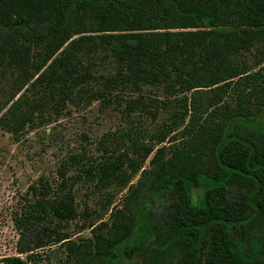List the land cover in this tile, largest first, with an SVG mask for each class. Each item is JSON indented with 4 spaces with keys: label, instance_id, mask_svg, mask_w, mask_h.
Listing matches in <instances>:
<instances>
[{
    "label": "trees",
    "instance_id": "16d2710c",
    "mask_svg": "<svg viewBox=\"0 0 264 264\" xmlns=\"http://www.w3.org/2000/svg\"><path fill=\"white\" fill-rule=\"evenodd\" d=\"M8 70L18 91L28 85L0 118L14 136L78 99L125 98L156 118L167 109L154 136L175 147L121 133L139 160L116 140L86 165L96 188L128 191L78 241L63 164L56 189L32 187L16 218L18 256L0 264H38L36 251L53 246L60 264H122L132 253L137 264H264V130L246 124L264 110V0H0V76Z\"/></svg>",
    "mask_w": 264,
    "mask_h": 264
},
{
    "label": "rangeland",
    "instance_id": "374dc122",
    "mask_svg": "<svg viewBox=\"0 0 264 264\" xmlns=\"http://www.w3.org/2000/svg\"><path fill=\"white\" fill-rule=\"evenodd\" d=\"M250 60L253 61V58ZM33 81L34 79L29 84ZM22 84L17 72L8 70L0 76V118L27 89L28 85L22 86V90L18 91ZM120 100L103 102L89 98L78 99L63 114L44 119L40 125H34L18 136L8 132L0 124V262L6 257L18 256L21 232L16 218L21 217L27 205L34 201L35 191L32 187L40 189L42 185H48L51 189H56L60 183L59 170L63 164L70 166L68 176L74 184L79 210V216L68 228L72 239L78 241L91 236L90 230H83L85 225H99L110 220L111 211L123 207L128 191V188L122 192L117 188H96L92 179L85 178L82 174L86 165L92 160L102 159L109 149L116 148L112 146L116 140L120 143L116 148L118 153L127 152L131 158L139 160L133 153L132 142L127 139L122 141L121 133L135 138V132L141 130L143 133L138 135L144 137L142 141L146 145L157 149L165 147L168 154L175 147L170 141L157 144L154 136L168 117L167 109L160 108V115L156 118L148 114L147 110H141V107L132 108L125 98ZM246 124L264 130V110L247 120ZM74 157L82 159V165ZM145 168H149V160ZM140 177L141 173L135 176L131 184H136ZM114 193V205L106 212L104 207L110 198L108 194ZM163 203H158L160 205L156 207L157 210L163 207ZM141 207H144V202ZM56 248L53 246L52 250L50 247L37 250L36 253L42 256L37 263L60 264L64 255ZM141 259L138 253L127 254L122 264H137ZM93 264L103 262L95 259Z\"/></svg>",
    "mask_w": 264,
    "mask_h": 264
}]
</instances>
